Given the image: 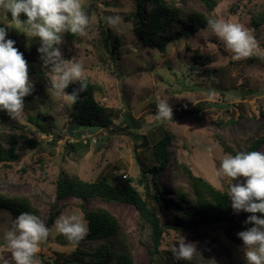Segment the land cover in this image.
<instances>
[{
  "label": "rangeland",
  "instance_id": "rangeland-1",
  "mask_svg": "<svg viewBox=\"0 0 264 264\" xmlns=\"http://www.w3.org/2000/svg\"><path fill=\"white\" fill-rule=\"evenodd\" d=\"M175 1L186 11L197 10L210 19L241 24L254 40L252 53L234 58L208 26L183 35L160 51L144 45L134 32L136 0H82L89 18L87 34L72 38L63 33L57 47L60 59L75 58L82 63L85 79L100 86L96 99L115 110L114 122L107 128L75 127L71 120L72 103L49 91L50 66H43L40 54L32 55L19 43L26 40L29 45L39 47V38L16 29L14 22L10 18L5 20L0 13V22L19 35L18 39L6 38L15 40L14 46L25 53L29 78L41 89L39 94L25 100L20 118L0 122L2 134L32 141L19 149L18 160L9 164L0 162V193L28 195L42 210L45 225L51 211H59L55 221L66 210L83 213L78 198H55L56 180L62 170L89 181L124 175L134 179L133 184L149 198L156 192L151 175L146 174L143 182L138 179L143 168L155 163L152 145L166 130L174 135L170 147L175 161L157 178L164 204L150 199L164 227L162 245L156 255L152 254V230L140 228L139 212L134 206L94 198L88 200L87 206L106 207L119 219L121 229L128 235L134 264H246L241 239H229L226 224L209 223L177 212L175 206L180 205L174 192L178 186L192 192L182 165L216 187L228 190V184L218 173L219 161L227 153L221 139L234 152H244L253 140L264 135V24L255 27L252 23L253 14L264 9V0H216L212 11L203 0ZM110 16H118L119 24L109 25ZM21 18L26 19L25 14ZM180 29L188 28L182 24ZM109 30L121 38L114 53L113 38L108 40V46L104 41ZM196 54L209 55L212 61L202 64L195 59ZM161 98H167L173 109L200 104L203 119L188 116L157 121L156 104ZM69 143L74 148L70 149ZM256 151L264 152V143ZM146 183L150 195L146 193ZM230 214L237 218L233 228L238 237L239 232L246 230L242 211L237 214L230 205ZM14 218L10 209L0 207V238ZM54 223L36 254L37 264H77L74 260L66 262L72 260L80 242H69L56 233ZM180 236L196 249L191 261L173 257ZM0 264H15L10 251L0 250Z\"/></svg>",
  "mask_w": 264,
  "mask_h": 264
},
{
  "label": "trees",
  "instance_id": "trees-1",
  "mask_svg": "<svg viewBox=\"0 0 264 264\" xmlns=\"http://www.w3.org/2000/svg\"><path fill=\"white\" fill-rule=\"evenodd\" d=\"M203 1L210 11L217 5L216 0ZM136 3L137 11L133 14L134 32L144 45L160 51H165L167 45L179 40L183 35L208 26V21L210 20L205 13L197 10L186 11L175 0H171V2L169 0H136ZM146 3L149 4V7L145 9ZM252 23L255 27L264 24V9L253 14ZM182 24L187 26L188 29L181 30ZM0 26L6 27L7 36L14 39L19 38V35L12 32L4 23L0 22ZM65 34L72 38L76 36L68 32ZM111 38H113L111 52L114 53L116 48L121 45V38L114 32L107 31L104 37L106 46H108V40ZM19 43L32 55H39L38 47L29 45L26 40H19ZM18 50L22 52L20 49ZM195 57V59L200 60L205 65L212 61V57L209 55L196 54ZM210 75L212 74L210 73ZM86 82L88 84L87 90L81 92L76 102L72 103V122L75 127L79 128H107L111 126L114 122L115 110L112 107L101 104L96 99V93L100 90V86L97 83L89 79H86ZM33 84V92L30 96L25 97V100L31 99L41 92L38 84L36 82H33ZM78 87L79 83L71 84L66 91L71 92ZM201 111L202 105L200 104L191 107H177L173 109V118L170 121L188 116L202 120ZM10 118L6 111L0 112V122L5 123ZM173 138L174 135L165 130L159 138L154 140L152 153L155 163L143 168L141 177L138 179L143 182L146 179V174L151 175V182L156 187V192L149 198L145 197L133 184L134 179L124 177V175L102 176L95 181H89L79 175L70 174L65 170L60 172L56 180L55 198L57 200H63L71 196L78 198L80 200L78 207L82 209L89 226V233L83 240L79 241L80 245L74 250L72 260H68L66 263L74 260L78 262L77 264H134L129 238L127 233L121 229L119 219L106 207L96 206L89 208L87 202L91 198L106 202H122L134 206L139 212L140 228L144 230L150 227L152 230L153 256L159 252V248L162 245L164 227L158 217L156 208L152 206L150 201L153 200L157 204H164L163 194L160 192L161 188L157 184V178L171 161H175L174 151L170 147ZM221 141L227 153L233 155L237 153L233 151L224 139H221ZM30 142L32 141L29 139L20 141L14 135H4L0 132V162L9 164V162L18 160L19 149L24 143ZM263 143L264 135L253 140L246 151H256ZM74 146L73 143L68 145L70 149L74 148ZM182 166L188 173L192 192L187 191L183 186L176 187L174 195L180 205L175 206L177 212L189 218H201L209 223L226 224L227 229L225 232L228 238L233 241H239L240 239L236 236L233 228L237 218H233L230 214V201L227 196V190L220 189L205 177L196 175L188 166ZM145 186L146 193L150 195L149 185L146 183ZM0 207L10 209L14 217H17L22 212H30L43 219L42 210L34 204L28 195L0 193ZM58 214L59 211H51L46 221L47 227L54 223ZM250 215L252 214L242 211V221L246 229L253 226L245 224ZM257 215L262 214L257 213Z\"/></svg>",
  "mask_w": 264,
  "mask_h": 264
},
{
  "label": "clouds",
  "instance_id": "clouds-1",
  "mask_svg": "<svg viewBox=\"0 0 264 264\" xmlns=\"http://www.w3.org/2000/svg\"><path fill=\"white\" fill-rule=\"evenodd\" d=\"M3 18L14 22V27L30 37H38L37 51L43 66H50L48 80L54 95L62 96L69 103H75L79 94L87 90L84 67L75 58L60 59L57 45L63 33L86 35L89 18L82 0H0ZM25 14L26 19L21 18ZM118 16L107 18L109 25H117ZM208 28L223 42L226 50L240 59L252 53L254 40L239 23L220 18L210 19ZM6 27L0 26V112L6 111L11 118L21 117L25 108V97L30 96L34 84L29 78V65L24 54L7 39ZM78 88L66 91L71 84ZM156 120L169 121L173 108L167 98L158 99ZM219 175L228 184L227 196L235 213H251L245 224L253 225L237 235L243 242L246 264H264V152L244 151L235 155L225 153L219 161ZM260 213L262 215H257ZM56 233L69 242L77 243L89 233L88 222L82 212L65 211L55 221ZM51 229L43 220L30 212H22L11 221L4 232L0 250L10 251L15 264H37L36 254L46 241ZM178 239V248L173 249L177 260L191 261L196 249L193 243Z\"/></svg>",
  "mask_w": 264,
  "mask_h": 264
}]
</instances>
